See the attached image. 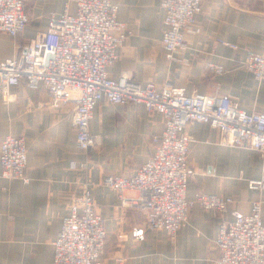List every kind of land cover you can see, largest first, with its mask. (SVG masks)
<instances>
[{"label":"crops","instance_id":"obj_1","mask_svg":"<svg viewBox=\"0 0 264 264\" xmlns=\"http://www.w3.org/2000/svg\"><path fill=\"white\" fill-rule=\"evenodd\" d=\"M25 1L30 21L17 36L0 31V59L21 54L29 40L47 29L52 13L61 14L68 3L76 10L69 0ZM112 1L119 5L118 19L133 30L108 68L112 77L128 75L143 85L172 83L188 92L231 95L239 107L264 111V80L244 65L249 49L261 51L264 46V0H203L174 59L162 44L163 0ZM209 63L224 66V71H212ZM11 92L6 102L0 91V143L9 133L25 137L29 180L2 177L0 160V264H54V241L71 202L85 187L91 189L108 232L102 264H118L120 256L126 257L125 264H216L221 220L248 213L257 199L263 201L264 219V190L248 183L264 179V156L249 147L221 143L220 131L208 123L187 127L195 137L188 157L193 175L187 197L194 199L203 191L234 201L225 213L196 204L172 238L164 229H150L147 210L123 205L118 192L103 181L107 175L135 174L154 151L152 136L165 128L162 114L148 112L143 103L103 99L90 123L101 144L84 151L77 146L73 103L40 108L47 90L24 82ZM125 194L134 196L136 191Z\"/></svg>","mask_w":264,"mask_h":264},{"label":"built area","instance_id":"obj_2","mask_svg":"<svg viewBox=\"0 0 264 264\" xmlns=\"http://www.w3.org/2000/svg\"><path fill=\"white\" fill-rule=\"evenodd\" d=\"M57 15L52 13L47 29L24 45L18 56L0 59V91L6 102L11 88L24 82L28 87H44L48 98L37 106L74 105L72 122L77 146L90 150L101 144L100 134L91 131L90 123L98 103H143L150 113L164 117V130L152 136L153 153L131 176L107 175L103 181L115 189L123 205L147 210L150 229H164L174 238L189 220L192 208L228 211L234 198L198 192L187 197L193 172L188 165L194 135L187 131L193 122H205L220 131V142L258 150L264 156V111L239 107L231 95L209 94L185 86L153 81L143 85L128 75L114 78L109 66L118 58V48L133 34L127 23L118 19L119 5L112 0H69ZM166 9L162 44L168 57L185 46L186 33L202 11L203 0H163ZM30 21L25 0H0V31L12 36L22 33ZM229 44V42L224 41ZM245 67L259 81L264 80V46L261 51L248 50ZM223 72L224 66L208 64ZM1 176L23 179L28 165V148L24 136L7 134L0 143ZM250 188L264 190V179H250ZM127 190L136 195L127 196ZM263 201L252 203L248 213L219 225L216 264H264ZM108 232L103 216L89 187L77 195L63 219L54 241V264H102ZM119 240L123 239L122 235ZM125 264L126 257L116 258Z\"/></svg>","mask_w":264,"mask_h":264},{"label":"rangeland","instance_id":"obj_3","mask_svg":"<svg viewBox=\"0 0 264 264\" xmlns=\"http://www.w3.org/2000/svg\"><path fill=\"white\" fill-rule=\"evenodd\" d=\"M29 2H28V0H27V4H28ZM212 70V69H211ZM212 71H214V72H216L214 69L212 70ZM216 73H221V72H216Z\"/></svg>","mask_w":264,"mask_h":264}]
</instances>
